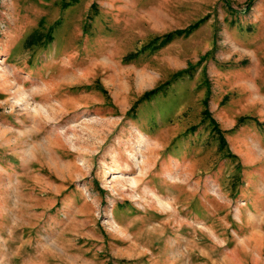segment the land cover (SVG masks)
I'll return each mask as SVG.
<instances>
[{
	"label": "rangeland",
	"instance_id": "obj_1",
	"mask_svg": "<svg viewBox=\"0 0 264 264\" xmlns=\"http://www.w3.org/2000/svg\"><path fill=\"white\" fill-rule=\"evenodd\" d=\"M0 264H264V0H0Z\"/></svg>",
	"mask_w": 264,
	"mask_h": 264
},
{
	"label": "trees",
	"instance_id": "obj_2",
	"mask_svg": "<svg viewBox=\"0 0 264 264\" xmlns=\"http://www.w3.org/2000/svg\"><path fill=\"white\" fill-rule=\"evenodd\" d=\"M250 5H251L250 2H247L246 9H248ZM189 29H191V27H189ZM183 31H184V29H176V30H173V31H170V32H168V33L163 34V35L161 36V44L170 41L171 39H173V37L180 35ZM185 31H188V30H185ZM158 89H159V87H155V88H153V89H150V90L145 91V92L142 94L141 99H142V98L150 97V96H151L152 94H154ZM204 113L209 115V112H208L207 109L204 110ZM210 120H211V122H212L213 130H214L216 133H218V136H219V138L221 139V142L224 143L225 140H224V138H223L222 130L218 127L217 122H215L212 118H210Z\"/></svg>",
	"mask_w": 264,
	"mask_h": 264
}]
</instances>
